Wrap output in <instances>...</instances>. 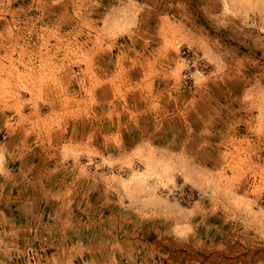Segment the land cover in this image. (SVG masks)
I'll return each instance as SVG.
<instances>
[{
    "label": "rangeland",
    "instance_id": "obj_1",
    "mask_svg": "<svg viewBox=\"0 0 264 264\" xmlns=\"http://www.w3.org/2000/svg\"><path fill=\"white\" fill-rule=\"evenodd\" d=\"M0 264H264V0H0Z\"/></svg>",
    "mask_w": 264,
    "mask_h": 264
}]
</instances>
